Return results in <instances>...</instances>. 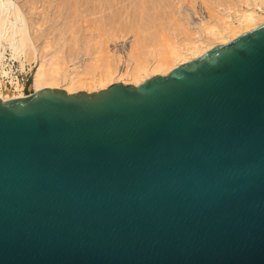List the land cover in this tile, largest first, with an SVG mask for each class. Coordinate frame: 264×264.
<instances>
[{"label":"water","instance_id":"95a60500","mask_svg":"<svg viewBox=\"0 0 264 264\" xmlns=\"http://www.w3.org/2000/svg\"><path fill=\"white\" fill-rule=\"evenodd\" d=\"M0 264H264V24L138 85L0 98Z\"/></svg>","mask_w":264,"mask_h":264},{"label":"rangeland","instance_id":"374dc122","mask_svg":"<svg viewBox=\"0 0 264 264\" xmlns=\"http://www.w3.org/2000/svg\"><path fill=\"white\" fill-rule=\"evenodd\" d=\"M15 1L21 5L27 15L32 37L47 60L46 69L60 70L61 73L70 75L79 72L80 80L89 84L83 83L78 88L80 84L76 85L77 92L88 93L99 91L97 85L90 84L89 81L96 78V75L97 77L101 75V72L102 75L105 74V70L111 66L118 65L117 72L112 78L113 84L135 85L133 81L136 77L125 74L128 66L153 63L160 55L166 57L170 54L168 52L172 51L175 45L177 48H184L188 42H194L198 37L196 36L198 31L193 29L190 22L194 25L202 20L206 27L207 25L220 27V24L222 25L230 17L237 23L238 10H247L250 3L249 0H241L238 3L240 6H237L238 0ZM252 10L264 15V8L260 10L254 7ZM131 12L133 14L130 16ZM224 16L226 20H223ZM157 31L162 36L156 34ZM199 33L203 34L202 31ZM149 35L151 37L148 41ZM146 41L150 44L146 45ZM226 43L217 42L215 46ZM182 61L184 60L179 63ZM173 62L175 61L171 60L168 65H173ZM179 63L176 65H180ZM38 68L39 63L34 61L27 62L24 70L18 63L14 65V75L25 85V93L28 95L35 92L32 83ZM148 73L143 72L141 75L146 77ZM107 80L102 83L105 84ZM57 85L53 88L65 91L67 88H73L69 81L62 79Z\"/></svg>","mask_w":264,"mask_h":264},{"label":"bare ground","instance_id":"6f19581e","mask_svg":"<svg viewBox=\"0 0 264 264\" xmlns=\"http://www.w3.org/2000/svg\"><path fill=\"white\" fill-rule=\"evenodd\" d=\"M240 1L241 0L237 1V6H240L238 4L240 3ZM249 1L250 3H248L249 6L247 10H243V9H241L242 11L238 10L239 12H238L237 23H235L233 19L230 17H228V20H226L225 16L223 17V20L225 19L226 21H224L225 23L223 22L222 24L223 26L220 24V27H217V25L216 27L215 26L208 27V25L206 27V25L202 20L201 21L199 20V22H197L198 24H194V25L192 22H190V25L193 27V29L198 31L197 32L194 30V32H197V35L196 34L195 35L198 36L197 38H195L194 42L192 41H190L192 43L188 42V44H186L187 46L184 45V48H179V47L177 48L176 45L175 47L172 46L174 47L171 49L172 51L168 50L169 51L168 53L170 54H168L166 57L160 55V57H164V58L163 59H161L160 57L158 59L156 58L153 63L152 62L150 64L139 63L134 67L128 66L125 74L136 77V79H134L133 81L135 85L141 84L143 81H145L146 79L152 76L165 74L166 72H169L171 69L173 70V68L177 66L176 64H178L181 60L184 61H182L179 64H184L186 62H189V60L191 61V59H195L198 58L199 56H202L207 51L214 48L215 43L217 44V42L229 43L232 40L236 39L237 37L241 36L242 34L251 31L257 28L258 26L264 24V15L252 10L254 7H258V9L263 10L264 0H249ZM131 14L133 13L131 12L130 16ZM156 30L159 31V29ZM158 31L156 34H159ZM201 31L203 32V34L199 33ZM146 35L145 37H147ZM150 35L148 36L149 37L148 41L150 40L151 37ZM160 35L161 34H159V36ZM157 40H159V37L157 38ZM148 43L149 42L146 41L145 44L147 45ZM155 43L156 42H154V44ZM141 44L142 43L140 42V45ZM181 57L184 58L180 59ZM171 60L175 61L173 62L174 64L168 65V63H170ZM30 61L39 63V68L37 69L34 75L33 83H32V87L35 91H40L45 88H51V87L53 88L54 86H58L57 85L58 82L60 81V79H62L65 81H69V84L73 86V88L72 87H70L69 89L67 88V92L74 93L78 91L77 88L81 87V84L86 83L85 81L82 82L83 80H80L81 75L79 72L75 73V75L72 74L70 75L69 73L63 74L60 72V70L57 71L50 69L52 71H48L46 69L47 60L41 54V51L39 50L37 44L35 43L32 37L31 28L27 15L24 12L21 5L15 0H0V98L2 100H13L27 96V94L25 93V85L21 83L19 78L14 75V65L15 63H18L20 68L24 70L27 65V62ZM117 66L116 67L111 66L110 68L106 69L105 70L106 72L103 75L102 72L101 75H98V77L96 75V78L89 81L90 84H94V85L96 84L98 90L105 89L107 86L112 85L114 82L112 78L117 72ZM143 72H147V73L150 72V73H148L145 77L141 75ZM105 79L108 80L105 84H103L102 82ZM127 82L128 81H125V83ZM79 84L80 86H77L76 88V85Z\"/></svg>","mask_w":264,"mask_h":264}]
</instances>
